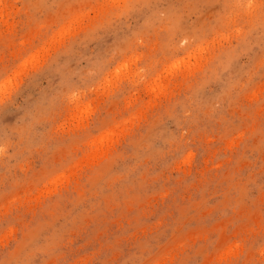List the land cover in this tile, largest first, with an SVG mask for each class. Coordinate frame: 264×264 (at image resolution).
<instances>
[{
    "label": "rangeland",
    "instance_id": "rangeland-1",
    "mask_svg": "<svg viewBox=\"0 0 264 264\" xmlns=\"http://www.w3.org/2000/svg\"><path fill=\"white\" fill-rule=\"evenodd\" d=\"M0 264H264V0H0Z\"/></svg>",
    "mask_w": 264,
    "mask_h": 264
},
{
    "label": "bare ground",
    "instance_id": "bare-ground-1",
    "mask_svg": "<svg viewBox=\"0 0 264 264\" xmlns=\"http://www.w3.org/2000/svg\"><path fill=\"white\" fill-rule=\"evenodd\" d=\"M103 136H105V135H103ZM103 139V138H102Z\"/></svg>",
    "mask_w": 264,
    "mask_h": 264
}]
</instances>
